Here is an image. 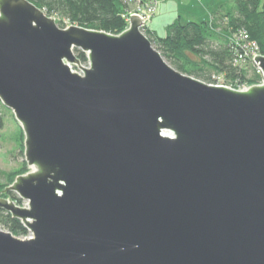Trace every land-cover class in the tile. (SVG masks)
Masks as SVG:
<instances>
[{
  "label": "water",
  "instance_id": "1",
  "mask_svg": "<svg viewBox=\"0 0 264 264\" xmlns=\"http://www.w3.org/2000/svg\"><path fill=\"white\" fill-rule=\"evenodd\" d=\"M130 17L114 34L0 0V99L30 167L0 208L32 234L0 227V264H264V78L175 69Z\"/></svg>",
  "mask_w": 264,
  "mask_h": 264
},
{
  "label": "trees",
  "instance_id": "2",
  "mask_svg": "<svg viewBox=\"0 0 264 264\" xmlns=\"http://www.w3.org/2000/svg\"><path fill=\"white\" fill-rule=\"evenodd\" d=\"M49 15L58 17L61 27L79 24L86 28L105 30L121 34L128 27L127 16L131 11L143 6L149 0H31ZM235 4H221L213 11L211 19L201 21L175 20L167 24L164 36L145 26V34L152 41L163 57L175 68L193 75L206 82L215 83L211 77L216 71L231 80L245 81L246 63L238 64L243 46L236 45L233 38L243 31L247 41L258 44L259 52L264 54V3L261 0H236ZM133 4V5H132ZM230 38L228 39V36ZM82 63L88 64V56L80 49H75ZM247 62V61H246ZM259 83L263 76L256 72ZM16 178V177H15ZM10 179V183L15 180ZM0 183V190L4 189ZM3 196L17 202L22 198L9 191ZM0 223L17 236L29 234V229L11 213L0 208Z\"/></svg>",
  "mask_w": 264,
  "mask_h": 264
},
{
  "label": "rangeland",
  "instance_id": "3",
  "mask_svg": "<svg viewBox=\"0 0 264 264\" xmlns=\"http://www.w3.org/2000/svg\"><path fill=\"white\" fill-rule=\"evenodd\" d=\"M235 1L236 0H176L175 5L176 9H179L181 15H183L184 20L192 18L194 21H201L210 18L211 11L214 9L216 10L219 5H232L236 3ZM261 1L264 3V0ZM57 19L59 18L56 17V20ZM65 24L69 25L70 23L68 20H65ZM230 36L231 35L228 36V39ZM244 63H246L244 78L245 83L247 82L246 85H252V83L256 84L255 82H252V79H256V72L259 73L258 66H256L252 57L251 59H247V62ZM83 64L87 66L86 63ZM73 67L75 70L79 71L78 67ZM211 77L215 80L214 84L221 83L229 86L235 83L234 80L227 79L224 75L221 73L219 74L216 71L212 72ZM261 82H263V80L260 81V83ZM24 138L25 132L20 121L18 119L16 120L13 109L4 104L0 99V183L4 185V187L9 186L12 177L15 178L17 175L25 174L30 170L24 152ZM14 201L19 206H28L27 200L22 199L20 202H17L16 200ZM0 227L4 228L1 223ZM4 229L8 230L7 228ZM31 235L32 234L29 231V234L19 237H29Z\"/></svg>",
  "mask_w": 264,
  "mask_h": 264
},
{
  "label": "built area",
  "instance_id": "4",
  "mask_svg": "<svg viewBox=\"0 0 264 264\" xmlns=\"http://www.w3.org/2000/svg\"><path fill=\"white\" fill-rule=\"evenodd\" d=\"M160 1L161 0H149L143 6L138 7V9L131 11V13L127 16L128 25L130 24V18H131L130 16H131V14H137L144 21V26L142 28H143V31H145V29H146L145 26L148 25L151 22L152 15L157 11ZM247 38H248V35L245 32H243V31L239 32L238 37L235 36L233 38V40L236 43V45L243 46V49H244V51L242 53H240L238 59L236 60V62L238 64H240V65L243 64L244 62H246L247 59H251V57H252L253 60H254V58L258 54H261L259 52L258 44L254 43L252 41L251 42L247 41ZM258 71L263 76L262 71H261L259 66H258ZM263 78H264V76H263ZM234 82H235L234 84H231L229 86L227 84L226 85L222 84V85H225V86L230 87V88L231 87L237 88V89H240V90L247 89L249 86H252V85H249V84L246 85L247 82L245 83V81H243V80L242 81L241 80H236ZM220 84H218V85H220ZM252 84H254V83H252Z\"/></svg>",
  "mask_w": 264,
  "mask_h": 264
},
{
  "label": "crops",
  "instance_id": "5",
  "mask_svg": "<svg viewBox=\"0 0 264 264\" xmlns=\"http://www.w3.org/2000/svg\"><path fill=\"white\" fill-rule=\"evenodd\" d=\"M175 1L176 0H161L157 11L152 15V20L149 23V27L152 31H155L160 36H164L166 34L167 24L174 22L175 20H179L181 22L192 20V18L184 20V17L181 15L179 9H176ZM214 10L211 11V16L208 19L212 18V13Z\"/></svg>",
  "mask_w": 264,
  "mask_h": 264
}]
</instances>
